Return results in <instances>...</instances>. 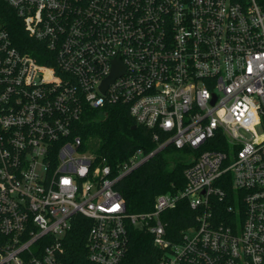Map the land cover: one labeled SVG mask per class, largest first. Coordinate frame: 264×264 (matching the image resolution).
Here are the masks:
<instances>
[{
    "label": "built area",
    "instance_id": "2783aa9c",
    "mask_svg": "<svg viewBox=\"0 0 264 264\" xmlns=\"http://www.w3.org/2000/svg\"><path fill=\"white\" fill-rule=\"evenodd\" d=\"M3 1L45 62L0 31V264H63L78 218L92 264H119L133 228L158 264H264V0ZM114 106L155 145L116 173L75 135ZM168 148L184 188L127 213L117 184ZM180 203L194 224L169 233Z\"/></svg>",
    "mask_w": 264,
    "mask_h": 264
},
{
    "label": "trees",
    "instance_id": "16d2710c",
    "mask_svg": "<svg viewBox=\"0 0 264 264\" xmlns=\"http://www.w3.org/2000/svg\"><path fill=\"white\" fill-rule=\"evenodd\" d=\"M0 31L8 33L12 46L19 52L45 62L39 54L43 50L42 44L29 36L15 10L3 0H0ZM106 113L100 118L98 111L86 110L76 125L75 135L82 140L84 150L95 157V165H108L116 173L117 167L136 150L149 152L155 145L150 131L140 126L132 130L135 122L123 108L108 107ZM176 152L168 148L117 184L127 213L150 212L158 195L173 194L184 188L187 164ZM165 216L169 233L194 224L193 214L185 203H180L175 211L166 212ZM78 221L83 223L82 228H73L64 239L63 264H92L86 251L90 222L80 218ZM159 259L160 252L154 247L150 234L137 228L130 229L128 250L119 264H158Z\"/></svg>",
    "mask_w": 264,
    "mask_h": 264
},
{
    "label": "water",
    "instance_id": "95a60500",
    "mask_svg": "<svg viewBox=\"0 0 264 264\" xmlns=\"http://www.w3.org/2000/svg\"><path fill=\"white\" fill-rule=\"evenodd\" d=\"M121 74H122V70L119 68L118 65H116V66H115V70H114L113 75L111 76V78L108 79L107 81H105V83L102 85V89H103V91H105V89L107 88V86H108L109 84H111V83L113 82V80H114L115 78L119 77ZM136 129H137V126L134 125V126L132 127V130H136Z\"/></svg>",
    "mask_w": 264,
    "mask_h": 264
}]
</instances>
